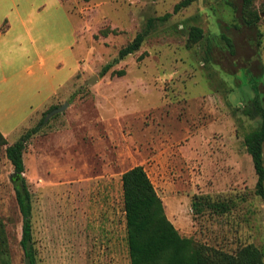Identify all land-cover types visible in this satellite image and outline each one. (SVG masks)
Wrapping results in <instances>:
<instances>
[{
    "label": "rangeland",
    "instance_id": "1",
    "mask_svg": "<svg viewBox=\"0 0 264 264\" xmlns=\"http://www.w3.org/2000/svg\"><path fill=\"white\" fill-rule=\"evenodd\" d=\"M60 1L78 30L75 77L8 138L14 144L44 119L23 173L37 264H131L122 175L135 166L181 236L230 253L249 244L264 250V200L244 144L261 124L240 111L257 86L264 102V18L244 25L238 0H196L176 13L183 0ZM193 27L204 33L196 43ZM139 34V51L115 61ZM17 187L0 147V224L11 264H26ZM199 196L230 209L197 213Z\"/></svg>",
    "mask_w": 264,
    "mask_h": 264
},
{
    "label": "trees",
    "instance_id": "2",
    "mask_svg": "<svg viewBox=\"0 0 264 264\" xmlns=\"http://www.w3.org/2000/svg\"><path fill=\"white\" fill-rule=\"evenodd\" d=\"M196 0H183L175 6V13L190 6ZM240 16L244 25L256 27L264 18V9L255 8L256 0H238ZM169 15L166 17L168 18ZM165 18V19H166ZM107 35L106 31L102 32ZM203 30L193 27L190 41L196 43L203 38ZM228 46L233 49L230 39ZM145 34H139L127 47L121 49L115 61L125 59L139 51ZM113 63L104 67L105 75ZM123 76V71H117ZM53 107L50 110H54ZM242 115L250 120H259L260 127L245 136L244 144L257 174L256 195L264 200V102L255 89V96L241 107ZM44 119L34 129L21 136L10 145L0 131V147L6 146V156L21 178L22 187L16 188L17 201L23 217L21 247L26 264H37V249L34 246L32 224V194L23 177L25 173L24 153L30 138L39 132ZM123 200L127 228V242L131 264H264V250L253 245L240 247L230 253L223 249L199 243L192 238L183 237L169 220L162 198L143 166H135L122 175ZM194 210L200 213L205 208L225 214L229 211L227 203L212 202L210 197L199 196L194 202ZM0 264H11L8 238L5 228L0 224Z\"/></svg>",
    "mask_w": 264,
    "mask_h": 264
},
{
    "label": "crops",
    "instance_id": "3",
    "mask_svg": "<svg viewBox=\"0 0 264 264\" xmlns=\"http://www.w3.org/2000/svg\"><path fill=\"white\" fill-rule=\"evenodd\" d=\"M73 19L60 0H0V131L7 140L74 79Z\"/></svg>",
    "mask_w": 264,
    "mask_h": 264
},
{
    "label": "water",
    "instance_id": "4",
    "mask_svg": "<svg viewBox=\"0 0 264 264\" xmlns=\"http://www.w3.org/2000/svg\"><path fill=\"white\" fill-rule=\"evenodd\" d=\"M67 105H68V104L66 103V104L63 105L62 107L54 109V110L50 113V115L48 116V118H49L50 116L54 115V114H57V113L61 112L63 109L66 108ZM48 118H47V119H48Z\"/></svg>",
    "mask_w": 264,
    "mask_h": 264
}]
</instances>
